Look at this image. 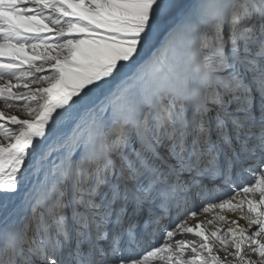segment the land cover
I'll use <instances>...</instances> for the list:
<instances>
[{
    "label": "snow or ice",
    "instance_id": "6c2138e0",
    "mask_svg": "<svg viewBox=\"0 0 264 264\" xmlns=\"http://www.w3.org/2000/svg\"><path fill=\"white\" fill-rule=\"evenodd\" d=\"M0 264H264V0H0Z\"/></svg>",
    "mask_w": 264,
    "mask_h": 264
}]
</instances>
